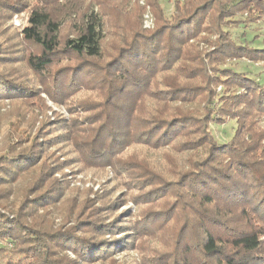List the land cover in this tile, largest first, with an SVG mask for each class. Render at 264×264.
Returning <instances> with one entry per match:
<instances>
[{
    "label": "trees",
    "instance_id": "trees-1",
    "mask_svg": "<svg viewBox=\"0 0 264 264\" xmlns=\"http://www.w3.org/2000/svg\"><path fill=\"white\" fill-rule=\"evenodd\" d=\"M132 1L0 0V240L12 245L0 264H116L114 251L141 250L172 211L182 223L157 264H264V131L252 119L264 82L231 64L264 60V47L229 30L263 19L264 0H177L170 15L148 0L153 29ZM22 10L28 24L9 34ZM44 94L69 117L50 116ZM230 119L220 141L213 126ZM79 164L114 170L136 222L115 217L126 194L79 198L64 172Z\"/></svg>",
    "mask_w": 264,
    "mask_h": 264
},
{
    "label": "rangeland",
    "instance_id": "rangeland-1",
    "mask_svg": "<svg viewBox=\"0 0 264 264\" xmlns=\"http://www.w3.org/2000/svg\"><path fill=\"white\" fill-rule=\"evenodd\" d=\"M142 6H145L144 11L142 12L141 21L143 22V27L146 29H153L156 25V19L155 14L152 10V7H150L147 3L148 0H137ZM162 8L165 11V14L170 15L172 11L174 10V6L177 0H159ZM90 2V0H88ZM133 3L132 0H128V6ZM93 8L95 11H98L99 5L96 2H92ZM150 15V16H147ZM247 15V13H245ZM28 11L22 10L16 12L5 24V28L9 29V34L16 33L19 31H22L23 28L28 24ZM241 16V15H238ZM264 16V15H259ZM77 17V16H76ZM75 17V18H76ZM78 18V17H77ZM65 18L63 19V21ZM148 20L149 23L152 22L151 27H146L145 22ZM129 22V21H128ZM66 30H68L67 27H63L62 32L64 33ZM233 36L236 38L238 42H243L245 40L250 41L252 45L264 47V18L259 20L257 23L250 24L249 26L244 27L241 25L239 28H230L229 29ZM107 41L109 38L106 39ZM20 53V51H17ZM21 54V53H20ZM232 65H234L239 70H250L253 72L254 75L258 77V79L261 82H264V60L253 63L250 60L246 58H242L240 60H232ZM221 90V87H218V91ZM46 98L47 106L50 107L48 110L50 116H54L55 113L58 115H64L66 118L69 117V113L66 110V107L63 105H58L52 102L48 99V97L44 94L43 95ZM4 105H0V152L3 147L6 146L8 143V140H6V113L8 108H10V102L9 100L2 99ZM253 119V126L255 127V130L258 131H264V111L257 112L252 117ZM238 126V120L237 119H230L226 123H223L222 125H214V131L216 133L217 138L220 141H227L232 138L234 135L235 129ZM264 134V133H263ZM264 143V139L262 141ZM159 154L155 156L153 154L152 158H158ZM80 165V164H79ZM81 166V165H80ZM76 166L75 169H72V167L65 168L64 172L69 174L70 179V185L75 190H78L79 198H82L81 193L84 192L85 194H88L90 198L95 199L98 195L105 194L106 190L115 191L112 200H115L114 198L116 196L124 195L123 198H126V203H121V205H117V211L115 212V217L118 218V220H124L125 222H128L129 220L136 222V220L140 216V210H142L137 203L131 199V192L127 188H119V185L115 181V172L111 167H107L106 169H100L98 167H91V166ZM78 167V168H77ZM58 177H61V173L57 174ZM76 192L70 195L73 198H76ZM17 195V194H16ZM106 195V194H105ZM16 198L15 194H12L10 196V201H14ZM122 200V199H118ZM94 203H91L89 206L93 205ZM88 206V211H90V208ZM44 210H39V214H42ZM92 212V211H90ZM50 214H48V217L51 216L54 219V223L60 224L62 223L63 214L59 213L56 208L50 209ZM170 218L166 220L162 224L161 232L159 230L155 231V234L146 236L145 243H143V246L141 247V250H135L131 249L128 251L125 250H118L114 251V260L116 264H144L145 257H142L143 254H146L148 257L149 263L146 262L145 264H157V262H160L161 260H169L165 257L169 258V255H160L159 251L164 250H171L174 247L173 244V236L177 232L176 226H181L182 218L181 213L179 211L176 212H169ZM123 217H122V216ZM122 217V218H121ZM160 232V233H159ZM118 237L121 235H117ZM149 241L153 242L152 245H148ZM0 246H5L7 248V252H5V255H0V263L4 262L7 258V256L11 255V243L9 241H3L0 240ZM149 246L150 249H152L153 252H148L147 249ZM144 249L148 250L145 251ZM157 252V253H156ZM142 254V255H141ZM165 256V257H164ZM164 257L163 259H160ZM160 259V260H156ZM4 260V261H3Z\"/></svg>",
    "mask_w": 264,
    "mask_h": 264
},
{
    "label": "built area",
    "instance_id": "built-area-1",
    "mask_svg": "<svg viewBox=\"0 0 264 264\" xmlns=\"http://www.w3.org/2000/svg\"><path fill=\"white\" fill-rule=\"evenodd\" d=\"M147 16H150V15H147ZM145 26H146V27H151V26H152V22L149 23L148 20H146V22H145Z\"/></svg>",
    "mask_w": 264,
    "mask_h": 264
}]
</instances>
